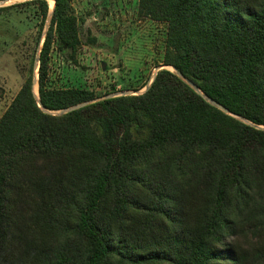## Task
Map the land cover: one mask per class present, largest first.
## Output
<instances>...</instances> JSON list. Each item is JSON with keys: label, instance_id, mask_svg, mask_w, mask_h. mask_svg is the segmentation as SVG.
<instances>
[{"label": "trees", "instance_id": "trees-1", "mask_svg": "<svg viewBox=\"0 0 264 264\" xmlns=\"http://www.w3.org/2000/svg\"><path fill=\"white\" fill-rule=\"evenodd\" d=\"M71 2L38 58L51 113L28 76L0 116V264H264V0L137 3L162 64L246 121L164 68L135 95L47 87L53 43L79 44Z\"/></svg>", "mask_w": 264, "mask_h": 264}, {"label": "rangeland", "instance_id": "rangeland-1", "mask_svg": "<svg viewBox=\"0 0 264 264\" xmlns=\"http://www.w3.org/2000/svg\"><path fill=\"white\" fill-rule=\"evenodd\" d=\"M26 1L0 2V116L28 76L38 81L37 58L54 2L47 0L49 11L42 21L37 5ZM137 3L72 0L79 44L73 51L53 43L47 87L87 89L96 100L142 93L153 73L163 67L166 25L140 16ZM135 133L140 137L143 132Z\"/></svg>", "mask_w": 264, "mask_h": 264}, {"label": "water", "instance_id": "water-1", "mask_svg": "<svg viewBox=\"0 0 264 264\" xmlns=\"http://www.w3.org/2000/svg\"><path fill=\"white\" fill-rule=\"evenodd\" d=\"M6 1H7V0H1L0 2H6ZM53 2H54V0H53ZM52 12H53V9L51 10V13H50L49 16H51ZM37 60H38V58H37ZM162 66H163L162 69L164 68V69H169V70L174 71V72L178 75V77H180L184 82H186L188 85H190V86H191V87H192V88H193V89H194L199 95H201L206 101H208V103H210L211 105H213V106L216 107L217 109L221 110V111L224 112V113H227V114L233 115V116H235V117H237V118H239V119H242V120L246 121V120L243 119L242 117H240V116H238V115H235V114L231 113L226 107H224L223 105H221L219 102L215 101L214 99H212V98L206 96L204 93H202V92L198 89V87H197L193 82H191L189 79H187L186 77H184V76H183L179 71H177L173 66H171V65H167V64H162ZM158 70H159V69H157V71H158ZM157 71L153 73L152 81L154 80V78H155V76H156V74H157ZM152 81H151V82H152ZM150 84H151V83H150ZM150 84L147 85V87L144 89V91L147 90V88L150 86ZM34 85H37V89H38V81H37L36 77H35V78H34V77L32 78V89H33V92H34L35 97L37 98L38 106L41 107L42 111H44V112H46V113H51V111H49V110H47V109H45V108L43 107L42 103L40 102V100H39V98H38V91H37V92L34 91ZM144 91H143V92H144ZM122 95H128V92H124ZM88 102H90V101L83 102V103H79V104H75V105H73V106L67 107V108H65V109H62V110H59V111H56V112H53V113H60V114H61V113L70 112V111H73V110H75V109H77V108H79V107L84 106V105L87 104ZM261 127H264V126H261Z\"/></svg>", "mask_w": 264, "mask_h": 264}, {"label": "bare ground", "instance_id": "bare-ground-1", "mask_svg": "<svg viewBox=\"0 0 264 264\" xmlns=\"http://www.w3.org/2000/svg\"><path fill=\"white\" fill-rule=\"evenodd\" d=\"M52 3V2H51Z\"/></svg>", "mask_w": 264, "mask_h": 264}]
</instances>
